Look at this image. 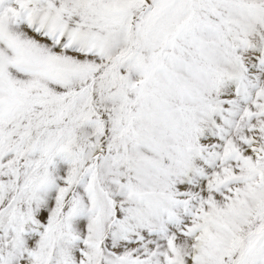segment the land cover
I'll return each mask as SVG.
<instances>
[{"label":"snow or ice","instance_id":"snow-or-ice-1","mask_svg":"<svg viewBox=\"0 0 264 264\" xmlns=\"http://www.w3.org/2000/svg\"><path fill=\"white\" fill-rule=\"evenodd\" d=\"M0 264H264V0H0Z\"/></svg>","mask_w":264,"mask_h":264}]
</instances>
